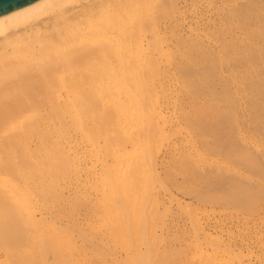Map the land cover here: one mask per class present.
I'll return each mask as SVG.
<instances>
[{"label": "bare ground", "instance_id": "obj_1", "mask_svg": "<svg viewBox=\"0 0 264 264\" xmlns=\"http://www.w3.org/2000/svg\"><path fill=\"white\" fill-rule=\"evenodd\" d=\"M214 212L260 217L264 264V0L0 17V264H252Z\"/></svg>", "mask_w": 264, "mask_h": 264}, {"label": "rangeland", "instance_id": "obj_2", "mask_svg": "<svg viewBox=\"0 0 264 264\" xmlns=\"http://www.w3.org/2000/svg\"><path fill=\"white\" fill-rule=\"evenodd\" d=\"M171 91H173V88L171 89ZM63 96H64V94H63ZM171 107H172L171 105L168 106V108H171ZM73 134L71 133L70 137H69L71 143H72V140H74L71 147L75 150V152L77 150L78 154H80V155L82 154L81 156L84 158L83 159L84 161L82 163V166H83L82 170L83 171L79 175L78 183L77 182L74 183L73 185L75 187H71V189H74L77 186H80L82 188L84 183L88 184L86 182H88L90 179L93 180V168H92L93 164L91 165L90 161L88 160L89 159L88 150H90V149L87 148L88 147L87 144L84 143L80 139L79 134H76V135L74 134V136H73ZM71 137H73V139ZM97 166H98L97 169H99L98 164H97ZM80 182H82V183H80ZM79 183H80V185H79ZM90 191H91V193H90L91 196L89 198L93 200V190H90ZM182 202L187 203L188 201L185 202L182 200ZM174 205H176V204H174ZM81 213L83 214L82 218L87 219L85 216V212H83L81 210ZM258 218L260 219V217H258ZM259 219H257V217H253L252 220H250V222H249L250 224L248 223L249 226L247 227L246 225H244L241 222L242 220H240V219L236 220L235 218H226L225 215L219 214L218 212H214V213H209L208 218L206 220L208 221V225L211 227H213L215 224L218 225V229H222L223 234L225 236L230 237V238H235V240L237 242L243 241L244 244L246 246H248L252 252L251 256L249 258L247 257L245 260L246 261L251 260V261H253L252 264L253 263L257 264V262L255 260V256L257 255L258 245L256 243H257V239H258V241H260V239H261V238H258L259 235L257 233L262 228V224H261Z\"/></svg>", "mask_w": 264, "mask_h": 264}, {"label": "water", "instance_id": "obj_3", "mask_svg": "<svg viewBox=\"0 0 264 264\" xmlns=\"http://www.w3.org/2000/svg\"><path fill=\"white\" fill-rule=\"evenodd\" d=\"M40 0H0V17Z\"/></svg>", "mask_w": 264, "mask_h": 264}]
</instances>
